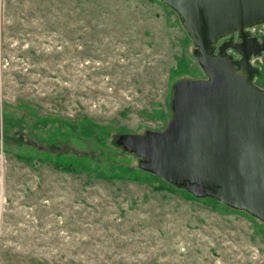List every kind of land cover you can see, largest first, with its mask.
<instances>
[{
    "label": "rangeland",
    "instance_id": "obj_1",
    "mask_svg": "<svg viewBox=\"0 0 264 264\" xmlns=\"http://www.w3.org/2000/svg\"><path fill=\"white\" fill-rule=\"evenodd\" d=\"M204 78L159 0H0V264H264L263 221L118 144Z\"/></svg>",
    "mask_w": 264,
    "mask_h": 264
},
{
    "label": "water",
    "instance_id": "obj_2",
    "mask_svg": "<svg viewBox=\"0 0 264 264\" xmlns=\"http://www.w3.org/2000/svg\"><path fill=\"white\" fill-rule=\"evenodd\" d=\"M159 1L182 20L208 79L174 84L164 131L121 136L118 144L144 171L264 222V91L213 56L222 37L264 23V0Z\"/></svg>",
    "mask_w": 264,
    "mask_h": 264
},
{
    "label": "flooded vegetation",
    "instance_id": "obj_3",
    "mask_svg": "<svg viewBox=\"0 0 264 264\" xmlns=\"http://www.w3.org/2000/svg\"><path fill=\"white\" fill-rule=\"evenodd\" d=\"M213 56L227 58L235 71L264 91V23L234 31L213 44ZM205 75L204 79L207 80Z\"/></svg>",
    "mask_w": 264,
    "mask_h": 264
},
{
    "label": "trees",
    "instance_id": "obj_4",
    "mask_svg": "<svg viewBox=\"0 0 264 264\" xmlns=\"http://www.w3.org/2000/svg\"><path fill=\"white\" fill-rule=\"evenodd\" d=\"M21 123H22L21 121H16L14 125H15V126H20ZM10 124H12V123H10ZM26 128H27L28 132L30 133L31 130H32V128H28V127H26ZM67 167L70 168V167H72V166H71V164H68ZM72 169H73V168H72Z\"/></svg>",
    "mask_w": 264,
    "mask_h": 264
}]
</instances>
